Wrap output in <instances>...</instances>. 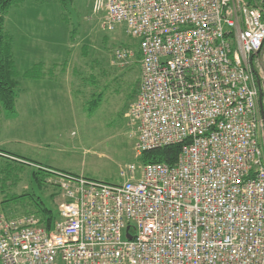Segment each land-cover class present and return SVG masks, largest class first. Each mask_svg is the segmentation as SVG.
<instances>
[{
    "label": "built area",
    "instance_id": "2783aa9c",
    "mask_svg": "<svg viewBox=\"0 0 264 264\" xmlns=\"http://www.w3.org/2000/svg\"><path fill=\"white\" fill-rule=\"evenodd\" d=\"M104 2L140 39L139 155L182 152L121 185L57 173L60 220L0 215L1 263L264 264V0Z\"/></svg>",
    "mask_w": 264,
    "mask_h": 264
},
{
    "label": "rangeland",
    "instance_id": "374dc122",
    "mask_svg": "<svg viewBox=\"0 0 264 264\" xmlns=\"http://www.w3.org/2000/svg\"><path fill=\"white\" fill-rule=\"evenodd\" d=\"M96 1L74 0L69 10V24L63 20L57 0H48L45 5L32 1L12 10L6 28L14 38L15 61L23 89L18 110L20 117L25 112V119L18 120L17 129L14 123L0 134L4 133L10 141L6 146L42 143L43 146L35 150L41 155L40 164L78 171L82 178L121 185L127 180L122 173L130 166H135L138 174L143 167L137 150L138 136L127 118L137 98L142 75V65L138 61L140 39L132 36L125 24L115 26L113 31L106 28L107 2L96 11ZM42 10H46L45 14ZM126 50L134 56L128 62L119 61L117 52ZM65 62H68L67 74L59 69L54 77L53 70L46 71L45 80L24 77V73L38 63H44L49 70ZM76 70L80 78L74 76ZM47 80L59 83L50 85ZM100 94V102L97 101L91 110L94 96L98 98ZM39 106L61 113V117L49 123V119L41 118V112H35L38 123L46 127L44 135L38 127L33 130L34 120L28 118L29 111ZM6 114L10 118L13 116ZM8 120L3 118V123ZM8 129L12 132L8 133ZM13 137L21 143L11 141ZM49 172L52 177L45 181L43 188L33 179L30 169L20 175L18 185L15 182L12 189L9 184L5 185L0 194V214L10 217L8 220L33 214L41 216L40 209L45 207L59 216V206L65 200L61 179L59 172ZM14 173L18 172H13L17 178ZM22 195L26 197L10 201ZM37 219L40 220L38 216Z\"/></svg>",
    "mask_w": 264,
    "mask_h": 264
},
{
    "label": "trees",
    "instance_id": "16d2710c",
    "mask_svg": "<svg viewBox=\"0 0 264 264\" xmlns=\"http://www.w3.org/2000/svg\"><path fill=\"white\" fill-rule=\"evenodd\" d=\"M36 2L37 4L45 5L48 0H0V108L4 110L6 113H10L13 115L16 112L17 100L22 92V85L19 80V72L17 69L15 55H14V38L11 33L6 28V21L9 15L11 14L13 9L24 7L29 2ZM74 0H57L58 4L62 9V16L63 20L69 24L70 23V16L69 10L73 5ZM248 2H252L253 0H247ZM87 52V51H86ZM88 55V52H87ZM86 55V56H87ZM141 56L138 57V61L140 62ZM67 65L68 62H65L62 65H55L51 69L46 70L45 65L39 64L27 71L24 74V77L31 80H41L47 78V72L53 70L52 76L54 77V73L60 69V71L64 74H67ZM78 75L80 73L76 70L75 75L76 77L80 78ZM51 77V78H53ZM82 80V79H81ZM141 81V80H140ZM139 81V87H140ZM138 87V92H139ZM94 96L91 102V110H93L94 105L97 101L100 102L102 98V94ZM96 98V99H95ZM183 145H176V146H168L162 147L150 151H146L142 154L141 159L144 165L148 164H164L168 166H174L178 161V158L182 152ZM28 162L21 163L20 169H25L27 166L30 165L29 160ZM33 179L38 183L40 188L44 187L45 181L52 177V174L49 171H53L50 169H43L40 167H33ZM3 175L1 179L5 180V183L2 186L9 184V180L13 179V168L10 166V169H6V167H2ZM47 170V171H46ZM60 173V172H59ZM17 175V182L20 181V175L23 174L22 172L14 173ZM13 177V178H12ZM26 197V195H22L21 197H13L10 201H18L21 198ZM52 197H55L53 195ZM41 216H38L41 220V224L45 227L46 230L52 231L56 225V223L60 220V213L59 216L55 214L53 211L41 207ZM32 215V216H33ZM0 264L1 261H0Z\"/></svg>",
    "mask_w": 264,
    "mask_h": 264
},
{
    "label": "crops",
    "instance_id": "0c3cea01",
    "mask_svg": "<svg viewBox=\"0 0 264 264\" xmlns=\"http://www.w3.org/2000/svg\"><path fill=\"white\" fill-rule=\"evenodd\" d=\"M40 7H42V6H40ZM45 11L46 10H44V11L42 10L41 12L43 14H45ZM14 55H15V50H14ZM38 64H44V63H38ZM38 64H36V65H38ZM43 83H45V82H43ZM47 83H49L51 85L52 83H59V82L58 81L52 82V81L47 80ZM19 103H20V96L18 97V100H17L16 112L12 116V118L16 117V119H12L9 116H7V114L0 108V132H2V130H4L5 128H10L11 125H13L14 123H15V127L17 129L18 125L20 123L18 120L20 118H24L25 119V112L20 117L19 110H18ZM36 111L41 112V114H40L41 118L49 119V120H47L49 123H51V120H53V118L61 117V113L60 112H54L53 110H50L47 106L46 107L39 106V107L36 108L35 111H32V112L29 111L28 118H31V119L34 120L33 130L37 129V127H38L39 131L42 132L41 135H44V133H47L46 132V127L44 126L43 123H41V122L38 123V120H37L36 114H35ZM3 118H9V120L6 123H3ZM49 129H50V127H49ZM9 132H12V130L11 131L9 130L8 133ZM33 132L35 134H37V131H33ZM3 134L4 133L0 134V137L2 138V140L0 141V194L4 192L3 191L4 190V186H2V185L5 183V180L1 179L2 178L1 176L3 175V172L1 170L2 167H3L2 166L3 164H4V167H6V169H8V168L10 169V166H11L13 168V170H15L16 172H18V173L22 172L23 174H24L25 170H27V169L33 170L32 168L36 166V167H40V168H43V169H50V170H53V171H56V172H60L62 174H68V175H72V176H75V177H80L78 171H73V170H70V169H56V168H53L51 166L40 164L39 160H41V155L37 154L35 150L38 149L37 146H43V145H40L42 143L34 142V144H35L34 146H6V145L9 144L10 141L7 140L6 139L7 136H4ZM5 135H7V134H5ZM11 141H15V142L21 143V141L18 138H16V137L11 138ZM45 146H49V145H45ZM28 148L30 150H33L34 152L33 153L30 152ZM37 158H39V159H37ZM26 160L31 161V162H29L30 165L27 166L23 170L20 169V166H21L20 164L28 162ZM15 182H16V185H18L19 181L17 182V178H15V177L13 179L9 180L8 183H9V185H10L9 187L11 189L15 186ZM0 198H1V195H0ZM33 216L37 218V216H35V215H33ZM24 217H26V216H24ZM27 217H31V216H27ZM6 218H10V217H6ZM20 218H23V217H19V216L13 217V219H20Z\"/></svg>",
    "mask_w": 264,
    "mask_h": 264
}]
</instances>
